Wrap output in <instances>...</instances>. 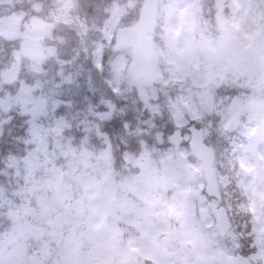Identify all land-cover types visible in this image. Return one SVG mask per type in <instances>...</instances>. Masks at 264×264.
Listing matches in <instances>:
<instances>
[{
  "label": "snow or ice",
  "instance_id": "6c2138e0",
  "mask_svg": "<svg viewBox=\"0 0 264 264\" xmlns=\"http://www.w3.org/2000/svg\"><path fill=\"white\" fill-rule=\"evenodd\" d=\"M0 264H264V0H0Z\"/></svg>",
  "mask_w": 264,
  "mask_h": 264
}]
</instances>
